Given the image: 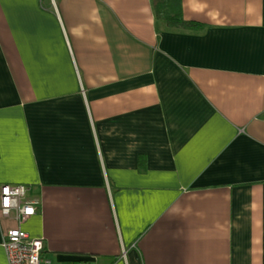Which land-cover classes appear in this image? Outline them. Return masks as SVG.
Wrapping results in <instances>:
<instances>
[{
  "label": "crops",
  "instance_id": "crops-1",
  "mask_svg": "<svg viewBox=\"0 0 264 264\" xmlns=\"http://www.w3.org/2000/svg\"><path fill=\"white\" fill-rule=\"evenodd\" d=\"M179 4L0 0V264H264V0Z\"/></svg>",
  "mask_w": 264,
  "mask_h": 264
},
{
  "label": "built area",
  "instance_id": "built-area-1",
  "mask_svg": "<svg viewBox=\"0 0 264 264\" xmlns=\"http://www.w3.org/2000/svg\"><path fill=\"white\" fill-rule=\"evenodd\" d=\"M23 184H2L0 186V212L4 216L15 213L19 223L24 222L37 212L39 201L26 199ZM6 255V264H51L42 257L43 238H33L19 226L8 229L1 240ZM85 264V263H78Z\"/></svg>",
  "mask_w": 264,
  "mask_h": 264
},
{
  "label": "trees",
  "instance_id": "trees-1",
  "mask_svg": "<svg viewBox=\"0 0 264 264\" xmlns=\"http://www.w3.org/2000/svg\"><path fill=\"white\" fill-rule=\"evenodd\" d=\"M153 7L159 18L166 19L170 25L175 26H192L197 27V23L185 21L182 13L179 0H152ZM179 4V5H178Z\"/></svg>",
  "mask_w": 264,
  "mask_h": 264
}]
</instances>
